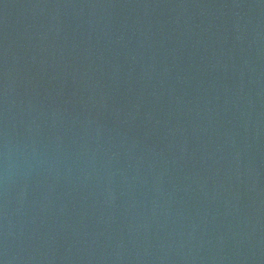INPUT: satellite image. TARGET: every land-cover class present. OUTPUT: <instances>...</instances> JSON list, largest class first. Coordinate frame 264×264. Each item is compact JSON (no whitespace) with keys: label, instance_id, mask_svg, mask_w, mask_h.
<instances>
[{"label":"water","instance_id":"obj_1","mask_svg":"<svg viewBox=\"0 0 264 264\" xmlns=\"http://www.w3.org/2000/svg\"><path fill=\"white\" fill-rule=\"evenodd\" d=\"M0 264H264V0H0Z\"/></svg>","mask_w":264,"mask_h":264}]
</instances>
